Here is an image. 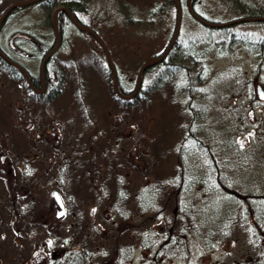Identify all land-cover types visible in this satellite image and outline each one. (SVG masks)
Segmentation results:
<instances>
[{"label":"rangeland","instance_id":"374dc122","mask_svg":"<svg viewBox=\"0 0 264 264\" xmlns=\"http://www.w3.org/2000/svg\"><path fill=\"white\" fill-rule=\"evenodd\" d=\"M15 1L19 0H0V16ZM200 1L204 6V15L221 22L248 17L250 13L243 9L248 1L264 2L229 0V8L223 0ZM84 2L86 10L83 13L79 11L81 17L101 35L111 54L115 71H118L126 86L133 87L142 64L162 50L173 36L178 19L175 4L167 3L166 0ZM238 6L242 8L238 10ZM44 9L41 2L30 3L7 16L0 24V43L6 50L19 56L17 49L22 48L25 53L35 51L36 40L40 43H52L55 40L52 20ZM136 23L140 25L133 28ZM14 33L19 34L15 35L14 46L11 47L9 39ZM178 41L180 45L193 43L195 52H200V57H197L200 61L195 65V84L192 90L186 89L183 98L189 102L191 94H195L193 105L195 108L204 105L206 112L215 116L217 126L223 128L225 141L221 144V154L213 158L215 160L202 157L201 153L200 158L195 159L191 143L183 141L185 134L181 138V129H178L177 135L171 138V152L162 170L166 174H174L171 178L178 177L184 163L180 150L190 146L188 156L191 163L196 166L210 163L214 168H217L215 162L218 163L220 170L228 173L224 178L233 188L231 191L222 190L216 195L209 194L205 198L208 201L215 196L212 203H208L207 214L213 212L215 218H221L228 213L230 221L225 226V232L206 239L200 231L203 227L198 224L199 215L195 221L194 210L190 219L186 217L188 222L185 230L182 227L183 242L179 250L164 247L168 221L172 222L174 218V203L171 210L167 211L149 207L139 211L132 201L126 216L119 217L108 205V197L112 195L102 187L107 188L109 185L98 183L102 179L98 172L92 171L89 177L87 170L78 167V175L72 177L68 170L62 176L67 159H80L82 156V151L78 149L81 147L78 144L81 135L85 136L83 139L93 140V136L99 134L103 138L105 133L111 137V144L118 150L124 171L131 180L123 186L129 187L134 195L141 187H157L151 174L153 167L150 168L156 159L140 137L147 131L148 124H156L152 117L158 122L164 107V96L167 100L170 94L171 97L176 94L169 90L168 85L176 81L167 74L165 62L149 69L142 81V87L152 84L162 88V92H155L150 104L145 105L144 109L133 105L121 108L114 96L105 50L88 32L66 23L63 42L56 55L67 69L62 92L50 101H43L27 94V91L11 90L8 82L4 83L7 88L5 91L0 88V155L13 150L24 153L19 182L23 186L27 182L28 187H33L31 182L41 183L37 193L40 196L37 201L38 212L41 213L43 207L47 210L48 225L54 230V245L57 248L64 247V241L69 240L66 246L71 262L75 261L74 254L84 252L85 257L81 258L80 264H259L257 258L261 244L256 246L260 243L257 225H264V216L260 221L255 218V209L262 198L257 199L254 195H264V101H261L263 98L257 92L258 84L264 87V48L255 49L254 45H264V20L241 21L227 27H216L186 13L183 15ZM182 67L185 70V65ZM105 72L109 75L108 80L105 79ZM182 80L185 84L189 81ZM86 85L89 90H86ZM93 96L103 98L105 102L96 104L92 100ZM20 98L23 103H20ZM173 105L182 111L186 107L178 103ZM5 118L8 122L11 118L16 124L13 123L15 125L7 130L3 121ZM188 123L186 118L181 119L182 125ZM154 130L157 129L154 127ZM227 134L237 145L234 163L228 155L232 151L225 150L232 142L226 140ZM54 151L55 157L51 161L50 155ZM31 156L36 157L33 163L39 166L34 180L27 174L30 168L25 162ZM5 174L9 179L14 176L13 172ZM84 179L87 182H83ZM2 180L0 178V190ZM216 180L217 176H213L212 181ZM49 181L54 184L48 186ZM82 182L80 186L78 183ZM53 188L58 189L68 202L69 212L65 218L49 213L48 204L52 202L53 195H48V192ZM78 190L83 195L79 202L76 198ZM242 194L247 198L248 194L252 195L254 208L248 207ZM192 195L195 196V193ZM220 202L224 203L222 209L218 207ZM216 208H219L218 212H214ZM47 221L45 227L39 222L36 228L40 242L47 239ZM121 232L125 234L123 241L119 236ZM24 236L26 245V237L31 235L25 231ZM119 243L123 245L122 249Z\"/></svg>","mask_w":264,"mask_h":264},{"label":"trees","instance_id":"16d2710c","mask_svg":"<svg viewBox=\"0 0 264 264\" xmlns=\"http://www.w3.org/2000/svg\"><path fill=\"white\" fill-rule=\"evenodd\" d=\"M166 2L171 3L173 2V0H166ZM41 3L45 8L44 10H46L47 12L48 18L51 20L52 11L56 6H58L59 4L67 5V3L62 0H42ZM73 5H78L79 7H81L83 6V3L80 1H73V4L68 6H72L70 8L73 10L75 9ZM21 8L22 6H18L12 11H16ZM248 16H264V12L259 15L249 14ZM66 18L67 14L61 11L59 13L60 29H63L65 27L64 24ZM139 25L140 24L136 23V25H133L132 27L135 28ZM197 57H200V52H195V46L193 45V43H189L186 45H180L179 43H176L174 45V48L171 50L169 56L166 60H164V65L166 67L167 74L172 75L176 81L173 84L171 83V85H168L169 90L175 91L176 94H173L172 97L170 94V97L167 98L168 101L165 98L166 95L164 96V107L160 113L158 122L152 117L153 121L156 124H152V122L148 124L147 131H145V133L140 137L144 139L147 146L150 147L151 153L156 159L153 165L150 166V168L153 167V169L151 170V174L154 177L153 182L157 184V187L155 185H152L150 189L141 187L139 192L134 195L131 194L129 187L127 188L123 186V184L129 183L131 180H129V175L124 171L123 161L118 150L116 149L115 145L111 144V137L105 133L103 134L105 135L104 137L106 139L104 137L101 138V136L98 134L97 136L92 137L94 138L93 140H90L89 138L86 140L83 139L85 136L81 135V137L79 138L80 143L77 142L78 144H81V147L78 148L80 149V151H82L80 152L82 154L81 158L67 159L66 166L64 168L65 172L69 170L68 173H70L72 177L79 174L80 170L78 169V167L87 170L86 174H88L89 177H91L90 174L92 171L98 172L99 175L102 176V179L98 180V183L101 182L102 184L109 185L107 188L102 187L112 195L111 197H108L110 201L108 202V205H110L116 211V214L119 217L126 216V214L129 212V205L132 201L139 211H144L145 207H149V209L160 208L162 209V211H167L169 209L171 210V206L174 203V209L172 210V212L174 213V218L172 222H170V220L168 221L169 229L167 231V236L165 239L166 243L164 245V247L169 250H179L182 247V227H184L185 230V224L188 222L186 217L190 219V217L194 214V210L195 221L196 217L199 215L198 224L199 226L203 227L200 228V231L201 233H203L202 235H204L206 239H210L212 236H217L218 234L222 235L225 232V226L227 222L230 221L228 218V213L223 215L221 218H215V214L213 212L210 214L206 213L208 211V203H212V200L215 198L214 195L219 194V192L222 193V190L231 191L233 189L230 185H228L224 178V176H226L228 173L225 171H221L218 163L214 161L217 168H214L210 163L199 166L194 165L189 161L190 156H188V147L190 146H188L187 148H183L182 150H180V157H182L184 163L178 177L175 176V178H171L174 174H166L162 170L165 161H167L169 158V152H171L169 146L171 145V138L174 137V135H177L178 129H181V132L179 134L181 138H183V134H185V138L183 141H189L191 143V148L195 151V159L200 158L199 153L203 155L202 157L205 156L210 160L216 158L215 155H220L222 152L221 144H223V142L225 141L223 131L221 130L223 128L217 126V123L215 122V116L212 117L211 115H209V113L206 112V108L203 107L204 105H201L202 108H195V105H193L192 103V101L195 100V94H191V100H189V102L188 99L183 98L186 91L192 90L195 84V65L198 61H200ZM182 65H185V70H183L184 68L182 67ZM71 70L73 71L72 67ZM66 71L67 69L64 67L61 78L64 79ZM105 76L107 77L105 79L108 80L109 75L107 74V72H105ZM181 78L188 79L189 81H187V83L185 84V81H183ZM64 85L65 79L60 88V92L64 90ZM185 85L187 86V88ZM174 87L178 88V90L176 91V88ZM86 88V90H89V87H87V85ZM147 90H150L148 94ZM161 90L162 88L149 84L148 87L141 89V91L138 93V96L133 101L119 99L116 100H118L121 104V108H123V106L125 108H129L133 105L135 107H141V109H144L146 107L145 105L150 104V101L153 98V94ZM58 94L59 93H57L55 96H57ZM170 99H172L173 102ZM92 100L96 104H98V102L100 101H104L103 98L95 96H93ZM173 103H178L186 107L182 111L178 109L176 105H173ZM184 118H186V121H189L188 125L186 126L181 124V119ZM150 121H152L151 116ZM154 127L157 130H154ZM226 137V140L229 139L232 142H230L229 147L226 146L225 150L227 152L229 150L232 151V153H229L228 155L229 157H231L234 163L236 159L235 153L237 150V145L235 140H231V137L228 134ZM75 146L76 144L74 143L73 147ZM88 146H90V148H88ZM73 150H76V148ZM226 154L227 153H225L224 155ZM190 155L194 154L191 153ZM75 162L77 163L75 164ZM155 167H157V169ZM213 176H217V180L215 182L212 181ZM84 181L87 182V179H84L83 182ZM83 182L78 184L82 186ZM242 184L245 185V183ZM193 185L197 187H193ZM80 192L81 190L76 191V198L78 202L79 199L83 196ZM192 193H195V196H193ZM209 194L214 195H211L212 197H210L207 201V199L205 198ZM242 196H244L248 207L252 208L253 206H255L252 203V195L250 196L248 194V198L244 194H242ZM254 197H256L257 199L262 198V200L259 202V205H257L258 208L255 209L256 214H254L256 220L260 221L264 216V195L256 194L254 195ZM170 200L172 201L171 205ZM223 206L224 203L221 202L218 205L220 209H222ZM219 208L214 209V212H218ZM164 217L166 219L168 218L166 215ZM119 236L121 241L125 239V234L123 232H121ZM174 237H176L175 242ZM150 238H153V236H151ZM132 244L133 242H131V246ZM259 245L260 248L263 246L261 238L260 243H257L256 246ZM119 247L120 249H122L123 245L119 243ZM80 260H77L75 264H80Z\"/></svg>","mask_w":264,"mask_h":264},{"label":"flooded vegetation","instance_id":"af4514ba","mask_svg":"<svg viewBox=\"0 0 264 264\" xmlns=\"http://www.w3.org/2000/svg\"><path fill=\"white\" fill-rule=\"evenodd\" d=\"M67 3L65 5L68 7L75 18L80 23H86V21L81 17L80 12H84L86 10V5L84 6L85 0H62ZM73 1H80L83 3V6L79 7L78 5H73L75 9H71L68 6L73 4ZM197 0H179V4L181 5V10L176 7V13H190L197 12L199 14H203L202 12V2L199 0L197 4ZM229 8L231 7L229 0H223ZM175 4V1L173 0ZM246 3V2H245ZM258 3V4H257ZM247 2V6L244 11L250 14L259 15L264 12V2ZM227 8V7H226ZM238 10L242 7L238 6ZM67 14L66 11H63ZM73 24L71 16L67 14V18L65 20V24ZM64 24V26H65ZM65 28V27H64ZM64 28L61 30V42H63ZM19 33H14L11 35L9 39V43L11 47L14 46V37ZM24 35V33H21ZM35 51L32 53H25V51L21 49H17L16 51L20 53V55L11 54L8 50L4 48V46L0 43V88L4 91V83L8 82L10 89L15 92L27 91V94L31 96H35L38 99H42L43 101H50L55 97L57 93H60V88L63 84V78H61V74L63 72V68L65 67L64 62L58 60L57 52L61 45L54 52L49 55V53L56 47L58 44L57 37L55 36V40L52 43L45 42H37L35 41ZM168 43L163 48V51L166 49ZM255 49L261 50L263 45L255 44ZM36 53V54H35ZM49 55V56H48ZM159 52L149 57L151 61L149 62V67L146 72L152 67L156 66V64L152 63V58L159 56ZM147 58V59H149ZM146 59V61H147ZM145 61V62H146ZM161 62V61H160ZM162 61L161 63H163ZM159 63V64H161ZM153 64V65H152ZM158 64V63H157ZM113 73L111 68V74ZM118 82L120 89L125 94H130L135 90L136 83L133 87L129 88L125 85L122 77L118 74ZM3 81V82H2ZM15 86H18L15 89ZM261 101H264L261 99ZM20 103H23V99L20 98ZM6 113V112H5ZM6 125L5 128L8 130V127L11 125H15L14 120L10 118L9 122L6 118L3 120ZM15 123V124H13ZM55 152L50 155V160H53L55 157ZM24 153L19 150H13L11 152H5L0 155V178H3V183H1L2 189L0 190V264H73L77 262V260L83 259L85 257L84 252H79L74 254L75 261L71 262V255L67 248V241H64V247H56L54 245V230H51V227L48 225V217L47 210L43 207L42 212H38L39 208L37 205V201L39 197L37 195L41 183L31 182L33 187H28L27 182L23 186L19 182V176L22 178V173L19 170L22 166ZM36 157L31 156L30 159H27L25 162L29 166L30 170L27 174L32 177L34 180L37 171L39 170V166L36 165L34 159ZM12 166V168H10ZM23 171V168H22ZM5 172L12 173L14 176H10V179L6 177ZM25 173V171H23ZM65 170L62 173L64 175ZM26 174V173H25ZM54 175V172H52ZM29 177V179H31ZM13 179V180H12ZM27 179V178H26ZM48 186L53 185V182H47ZM57 189L53 188L49 190L48 195H53L52 202L49 203V213L54 215L56 213L57 217H67L69 212L68 202H66L63 197L65 206L64 212L59 215V211H61V204L59 201L55 199V192ZM51 191V193H50ZM62 194V193H61ZM63 196V195H62ZM26 198V201L24 199ZM32 204V205H31ZM66 209V210H65ZM42 217V220H40ZM48 220V221H47ZM47 221L48 231H46L47 239L44 242H40L38 238L39 231L36 230L39 222L43 227H45V222ZM37 223V224H36ZM68 229L70 227L68 226ZM258 235L262 240L263 246L261 247L260 255L257 258V262L259 264H264V225H257ZM25 231L29 233L31 236L27 238V244L24 241ZM37 236V237H36ZM30 239V240H29ZM65 239H67L65 237ZM64 248V249H61Z\"/></svg>","mask_w":264,"mask_h":264},{"label":"water","instance_id":"95a60500","mask_svg":"<svg viewBox=\"0 0 264 264\" xmlns=\"http://www.w3.org/2000/svg\"><path fill=\"white\" fill-rule=\"evenodd\" d=\"M37 0H22V1H19V2H16L14 4H12L0 17V24L1 22H3L5 20V18L7 17V15L9 14V12L14 8L16 7L17 5H21V4H24V3H31V2H35ZM60 10H66L70 16L73 18V20L79 25V27L83 30H87L89 31L90 33H92L93 35H95L101 42V44L103 45L104 49H105V52L109 58V61L111 62V64H113V61L111 59V55L109 53V50L107 48V45L105 44L104 40L100 37V35L95 32L93 29L89 28L88 26H84L82 24H80L74 17L73 15L71 14V11L69 8L65 7V6H59L57 7L55 10H54V13H53V22H54V28H55V31H56V34H57V37H58V45H59V41H60V34H59V27H58V19H57V13L60 11ZM194 15L196 17H198L202 22L206 23V24H209V25H225V24H232V23H235V22H238V21H244V20H264V16H248V17H244V18H239V19H235V20H232V21H229V22H226V23H218V22H214V21H208L204 18H202L200 15L194 13ZM181 20H182V14H179L178 16V22H177V26H176V30H175V34L173 36V39L169 45V47L167 48L166 52L164 54H162L161 56L155 58V61H159V60H162L166 54L168 53L169 49L171 48V46L174 44V42L176 41L178 35H179V31H180V26H181ZM56 49V48H55ZM54 49V50H55ZM52 50V51H54ZM52 52L49 53V55L51 54ZM48 55V56H49ZM149 61V60H148ZM148 65V62H146L140 69V72H139V75H138V83H137V89L140 85V82H141V79H142V74H143V71L146 69ZM113 79H114V91L116 94L120 95V96H125V97H129L127 95H124L121 93L119 87H118V83H117V77H116V74L114 72V76H113ZM257 88H258V93H259V96L261 98L264 97V87L261 85V84H258L257 85ZM137 89H136V92H137ZM135 92V93H136ZM135 93H133L131 96H133ZM55 196L57 198V200L60 202V204L62 206H64V202H63V199L61 197V194L59 191H55ZM64 212V209L59 211V215L61 213Z\"/></svg>","mask_w":264,"mask_h":264}]
</instances>
